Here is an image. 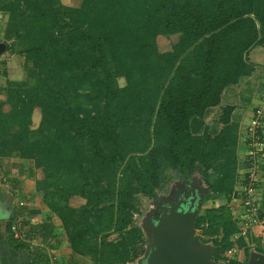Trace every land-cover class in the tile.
Wrapping results in <instances>:
<instances>
[{
  "label": "trees",
  "instance_id": "1",
  "mask_svg": "<svg viewBox=\"0 0 264 264\" xmlns=\"http://www.w3.org/2000/svg\"><path fill=\"white\" fill-rule=\"evenodd\" d=\"M0 11L26 71L0 88V157L39 169L35 193L75 252L95 264H135L145 252L134 224L139 196L157 197L169 170L185 179L199 172L206 199L231 200L234 108H223L218 131L205 117L254 72L264 0H0ZM160 35L178 39L161 51ZM75 196L85 202L72 206ZM211 214L199 213L195 227ZM218 247L214 258L227 260Z\"/></svg>",
  "mask_w": 264,
  "mask_h": 264
},
{
  "label": "crops",
  "instance_id": "2",
  "mask_svg": "<svg viewBox=\"0 0 264 264\" xmlns=\"http://www.w3.org/2000/svg\"><path fill=\"white\" fill-rule=\"evenodd\" d=\"M249 59L254 72L228 86L220 104L212 108L233 106L231 120L239 127L238 142L243 149L244 130L264 95V45L252 48ZM38 174L31 160L0 157V264H95L91 257L72 249L61 219L35 193ZM80 200L82 205L85 201ZM237 232L238 227L234 235ZM255 250L264 253L259 245Z\"/></svg>",
  "mask_w": 264,
  "mask_h": 264
},
{
  "label": "rangeland",
  "instance_id": "3",
  "mask_svg": "<svg viewBox=\"0 0 264 264\" xmlns=\"http://www.w3.org/2000/svg\"><path fill=\"white\" fill-rule=\"evenodd\" d=\"M62 2L68 5H78L81 2V0H62ZM6 23H7V15L0 11V88L7 86L9 80L12 81L22 80L26 76V71L23 65L24 57L18 55L15 52L13 53L9 48V44L12 42L11 41L8 42L4 38ZM157 39H158L157 43L159 49L161 51H167L170 50V48H172V45L178 39V36L173 35L171 37H168L166 35L164 36L160 35ZM3 97L4 95L0 94V98ZM222 114H223V109L220 110L214 108L209 110V112L205 117V121L210 130L216 129L218 131L224 126V124L221 122ZM35 116H36L35 124H37V121H39V114L38 115L36 114ZM232 123L237 125L236 122L232 121ZM237 128H238L237 136L239 137L238 125ZM244 131L246 133V129ZM245 146H246L245 149H243L242 146H240V143L238 142L237 156H236L237 165L239 164V162L240 163L242 162L241 160H244L245 158L248 157L249 143L247 142V135L245 137ZM234 161L235 159H230V161L228 162H234ZM41 175L43 176V173ZM167 175L168 178L165 181L163 187L159 189V193L157 197L152 198L145 195L139 196L140 211L135 215L134 224L136 226H139L143 230L144 233L143 250L145 247L147 251L149 242L151 241V235L148 233V229L146 228V225L149 223V221L152 218L160 215L161 211L159 205L162 203V201L172 198L180 190L181 191L183 190L185 193L190 194L191 197H192L191 192L196 191L198 193V194L196 193V196H198L197 201L199 202V213L205 214L208 211H212V214L210 215L211 216L210 220H208V222L204 227L197 229L196 235L201 240H208L207 243H210L214 247V249L215 246L218 245L220 255L227 260H230L232 262L234 261L233 263L245 264L248 260L250 261L251 246H246L245 244L241 245L239 241L237 243L233 239L234 234L232 235L231 229L237 231V227L239 224L236 221L232 224L231 211H228V209L231 208L232 213L234 211L233 215L235 216L236 210L232 203V198L231 200L228 201L227 197H225L224 195L215 194L213 197L206 199L205 197L209 191V187L207 183L204 181L203 176L199 172H195L189 179L182 178L179 175L178 171L175 170H169ZM38 176H36V178ZM194 186L196 187L193 188ZM200 195L202 196V198L200 197ZM190 198H188L187 200L189 201ZM81 200L80 197L73 199L71 198L70 203L72 206L78 207L81 203L80 202ZM224 225L227 227L226 231L224 230L223 227ZM209 228H211V230H209L210 234H212L211 231L212 232L217 231V234L210 235L207 232ZM111 238L112 239L116 238V235H112ZM262 243L260 242L258 243L259 249L261 250L264 249V247H262L264 246V241H262ZM233 248L236 249L239 248L240 251L235 253L233 251ZM144 255L145 254L143 253L138 259H136L134 263L137 264L138 260Z\"/></svg>",
  "mask_w": 264,
  "mask_h": 264
},
{
  "label": "water",
  "instance_id": "4",
  "mask_svg": "<svg viewBox=\"0 0 264 264\" xmlns=\"http://www.w3.org/2000/svg\"><path fill=\"white\" fill-rule=\"evenodd\" d=\"M196 193L191 192V197L180 190L172 198L162 201L160 215L146 225L151 241L147 251L144 247L145 255L137 264H238L216 260L214 247L196 235L195 223L199 214ZM180 195H184L183 198L180 199ZM250 256L251 260L245 264H264V253L251 249Z\"/></svg>",
  "mask_w": 264,
  "mask_h": 264
},
{
  "label": "built area",
  "instance_id": "5",
  "mask_svg": "<svg viewBox=\"0 0 264 264\" xmlns=\"http://www.w3.org/2000/svg\"><path fill=\"white\" fill-rule=\"evenodd\" d=\"M263 122L264 96L246 127L248 157L239 162L237 169L239 180L232 195V203L236 210L233 219L239 224L238 232L233 235V239L237 243L244 241L246 246H251V249H255L259 242L264 241ZM16 235L19 236L18 232ZM233 251L237 253L240 249L233 248Z\"/></svg>",
  "mask_w": 264,
  "mask_h": 264
},
{
  "label": "flooded vegetation",
  "instance_id": "6",
  "mask_svg": "<svg viewBox=\"0 0 264 264\" xmlns=\"http://www.w3.org/2000/svg\"><path fill=\"white\" fill-rule=\"evenodd\" d=\"M183 196H184V195H180V197H179V198L181 199V198H183Z\"/></svg>",
  "mask_w": 264,
  "mask_h": 264
}]
</instances>
